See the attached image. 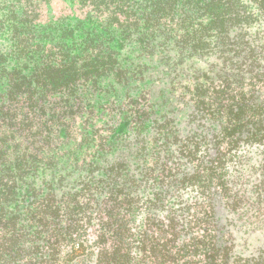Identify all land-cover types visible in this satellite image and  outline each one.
Returning a JSON list of instances; mask_svg holds the SVG:
<instances>
[{"label":"trees","instance_id":"trees-1","mask_svg":"<svg viewBox=\"0 0 264 264\" xmlns=\"http://www.w3.org/2000/svg\"><path fill=\"white\" fill-rule=\"evenodd\" d=\"M221 201L264 239V0H0V264H264Z\"/></svg>","mask_w":264,"mask_h":264},{"label":"rangeland","instance_id":"rangeland-1","mask_svg":"<svg viewBox=\"0 0 264 264\" xmlns=\"http://www.w3.org/2000/svg\"><path fill=\"white\" fill-rule=\"evenodd\" d=\"M256 177V176H255ZM253 177L251 184H254L257 180ZM220 217L222 223H226V219L230 222L229 231L235 237V242L240 245L238 251L243 252L246 255H250L249 251L255 249V246L264 243L263 235L258 231V228H252L246 217H241L239 214L232 213L227 209L224 203L220 202ZM232 221V223H231ZM248 249H250L248 251Z\"/></svg>","mask_w":264,"mask_h":264}]
</instances>
